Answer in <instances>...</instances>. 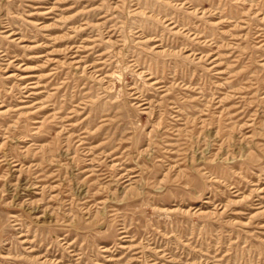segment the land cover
I'll use <instances>...</instances> for the list:
<instances>
[{
	"label": "rangeland",
	"instance_id": "374dc122",
	"mask_svg": "<svg viewBox=\"0 0 264 264\" xmlns=\"http://www.w3.org/2000/svg\"><path fill=\"white\" fill-rule=\"evenodd\" d=\"M0 264H264V0H0Z\"/></svg>",
	"mask_w": 264,
	"mask_h": 264
},
{
	"label": "bare ground",
	"instance_id": "6f19581e",
	"mask_svg": "<svg viewBox=\"0 0 264 264\" xmlns=\"http://www.w3.org/2000/svg\"><path fill=\"white\" fill-rule=\"evenodd\" d=\"M9 35V34H8ZM14 40V39H13ZM36 86V85H35Z\"/></svg>",
	"mask_w": 264,
	"mask_h": 264
}]
</instances>
